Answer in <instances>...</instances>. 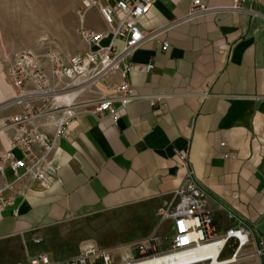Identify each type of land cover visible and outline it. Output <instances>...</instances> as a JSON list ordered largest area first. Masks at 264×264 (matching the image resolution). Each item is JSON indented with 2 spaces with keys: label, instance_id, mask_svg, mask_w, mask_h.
Returning <instances> with one entry per match:
<instances>
[{
  "label": "crops",
  "instance_id": "0c3cea01",
  "mask_svg": "<svg viewBox=\"0 0 264 264\" xmlns=\"http://www.w3.org/2000/svg\"><path fill=\"white\" fill-rule=\"evenodd\" d=\"M150 1L138 21L145 39L119 70L71 94L77 106L60 127L31 122L53 144L46 173L55 181L43 188L23 169L4 170L0 264L40 255L64 263L88 247L126 258L151 237L158 253L166 252L172 222L157 211L177 201L185 177L179 153L208 196L205 209L218 233L251 231L237 264H264V252L248 256L264 244V0H245L240 12L231 11L232 0H209L208 12L192 19L191 0ZM84 24L102 34L101 46L111 42L96 9ZM113 43L120 52L122 41ZM126 64L133 100L126 107L114 101L112 117L87 112L113 95L108 87L122 80ZM13 95L0 59V154L10 150L21 159L10 149L11 130L1 127L24 113Z\"/></svg>",
  "mask_w": 264,
  "mask_h": 264
},
{
  "label": "built area",
  "instance_id": "2783aa9c",
  "mask_svg": "<svg viewBox=\"0 0 264 264\" xmlns=\"http://www.w3.org/2000/svg\"><path fill=\"white\" fill-rule=\"evenodd\" d=\"M77 16L78 35L82 42L94 49L73 55H61L54 50H47L41 54L35 49H25L2 57L1 62L6 70V78L13 89V104L21 107L23 115L13 116L2 124V128L11 130L10 149L18 150L22 158L17 159L10 150L0 154V180L4 170L23 169L24 176L40 184L43 188L51 186L55 178L47 175L48 156L53 150V144L48 142V134L41 127L31 122L38 118L49 117L46 114L62 115L56 127L65 123L66 116L76 108L72 98L63 108L60 103L66 102V96L78 95L87 86H93L108 75L119 70L125 57L130 56L144 41L145 37L138 28V21L145 16L152 7L150 0H78ZM209 0H191L187 18L192 19L206 12L205 2ZM245 0H232L231 11H243ZM96 9L103 23L110 30L111 42L101 46L102 34L94 32L84 26L86 13ZM122 41V49L115 52L113 41ZM163 45V50L167 49ZM131 66L126 64L120 72L121 81L108 88L112 96L94 102L87 106L86 111L94 116L108 113L114 115L112 104L114 101L126 107L132 100L131 88L124 79ZM147 71L152 69L146 66ZM68 86H64V83ZM63 85V86H61ZM68 89V91H67ZM53 101L55 103L53 104ZM53 104V105H52ZM52 107H55L52 109ZM221 146L223 144H220ZM178 160L185 168L182 186L175 191L176 203L171 208L162 207L157 211L161 220L172 222V237L169 249L158 253V239L148 238L135 245L136 256L126 257L120 264H137L160 256L175 255L189 260L187 264H212L214 260L219 264H237L242 257L241 252L249 245L250 232L243 226L227 229L222 235L209 213L205 209L208 196L198 188L192 170L189 168L185 154H177ZM57 169V168H56ZM6 205L0 190V209ZM38 243L39 241H35ZM230 245V255L220 259L225 246ZM212 247L218 248L213 259L211 255H199L200 251H207ZM264 252V244L248 256L259 257ZM93 258L92 261H89ZM15 264H114L113 257L107 252H98L88 247L83 254L64 263H53L46 255L28 259Z\"/></svg>",
  "mask_w": 264,
  "mask_h": 264
},
{
  "label": "rangeland",
  "instance_id": "374dc122",
  "mask_svg": "<svg viewBox=\"0 0 264 264\" xmlns=\"http://www.w3.org/2000/svg\"><path fill=\"white\" fill-rule=\"evenodd\" d=\"M78 9V0H0V59L25 49H35L41 54L54 50L64 56L82 52L84 43L77 32ZM68 85L64 83V86ZM62 110L64 109L59 110V114L55 116L52 112L47 113L49 117L44 118L43 124L47 128H54ZM248 231L251 235V231ZM164 239L168 241L167 236ZM260 243L258 242L255 251L259 249ZM230 252V245L227 244L220 259H226ZM243 252L246 250L241 252V256ZM109 255L112 256L111 253ZM114 255V264H120L126 259L120 253ZM135 256L134 251L133 257ZM92 260L93 258L89 259Z\"/></svg>",
  "mask_w": 264,
  "mask_h": 264
},
{
  "label": "bare ground",
  "instance_id": "6f19581e",
  "mask_svg": "<svg viewBox=\"0 0 264 264\" xmlns=\"http://www.w3.org/2000/svg\"><path fill=\"white\" fill-rule=\"evenodd\" d=\"M72 98V95L66 96V104L68 105V102ZM65 103H60L61 105H65ZM63 105V106H64ZM218 252V248L212 247L210 249H207V251H200L199 255H211V257L214 259L216 254ZM220 261L214 260L212 264H219ZM189 263V260L186 258H181L180 256L175 255H166V256H160L156 257L154 259L147 260L145 262H139L137 264H187Z\"/></svg>",
  "mask_w": 264,
  "mask_h": 264
}]
</instances>
